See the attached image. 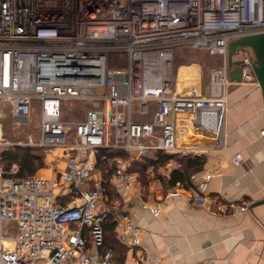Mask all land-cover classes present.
<instances>
[{
    "label": "built area",
    "instance_id": "2783aa9c",
    "mask_svg": "<svg viewBox=\"0 0 264 264\" xmlns=\"http://www.w3.org/2000/svg\"><path fill=\"white\" fill-rule=\"evenodd\" d=\"M262 32L264 0H0V104L14 127L29 126L37 111L39 133L35 141L5 140L0 113V158L5 147L30 146L43 161L19 176V164L4 168L0 159V264H118L112 249H100L107 182L143 196L131 160L205 152L179 145L180 123L219 139L228 84L254 79L248 53L231 79L228 43ZM176 46L222 58L209 70L208 93L174 88ZM49 55L60 77L40 72L38 58ZM77 101L88 104L78 118L69 107ZM186 201L202 206L209 197ZM121 222L118 231H130V246L139 247V228L126 213Z\"/></svg>",
    "mask_w": 264,
    "mask_h": 264
},
{
    "label": "crops",
    "instance_id": "0c3cea01",
    "mask_svg": "<svg viewBox=\"0 0 264 264\" xmlns=\"http://www.w3.org/2000/svg\"><path fill=\"white\" fill-rule=\"evenodd\" d=\"M191 65L200 78L198 63L178 65L172 70L176 90L185 84L180 68ZM187 83L191 84L182 92L208 93L209 84L203 88L199 84L195 91L188 90L192 82ZM223 116L219 139L180 123L179 145L206 151L200 155L166 153L171 157L164 165H148L143 172L145 183L140 180L143 196L112 183L116 197L110 200L109 213L126 248L120 264H264V203L255 204L264 198V108L257 82L230 85ZM187 156H204L201 169L191 171L186 186L169 185L171 170L181 167ZM146 158L155 160L156 153ZM172 190L178 194L171 195ZM201 192L209 197L205 205L186 201ZM124 213L139 228V247L130 246V231H118L123 224L117 225L116 220Z\"/></svg>",
    "mask_w": 264,
    "mask_h": 264
},
{
    "label": "trees",
    "instance_id": "16d2710c",
    "mask_svg": "<svg viewBox=\"0 0 264 264\" xmlns=\"http://www.w3.org/2000/svg\"><path fill=\"white\" fill-rule=\"evenodd\" d=\"M184 48V47H183ZM205 51V50H204ZM109 156L114 154L123 155L125 152L121 150H106ZM126 155V154H125ZM171 155L164 154L161 151L156 153L155 160L144 159L143 162H138L136 160H131L128 169L136 170L141 172L140 180L145 183V176L143 175L144 170L148 165H154L155 167L164 165ZM126 158V156H124ZM1 162L6 165L4 168H8L12 163L19 164V176H27L34 174L36 170L43 164L42 157L39 153H33L28 148H22L14 146L11 148H6L2 150ZM205 161L204 156H187L181 161V167L171 170L170 177L168 180L169 185L173 186L176 183L185 184L188 181L191 171L200 170ZM102 165V164H101ZM112 184V183H111ZM186 186V184L184 185ZM116 197L115 187L106 185V206H110V200ZM115 221L113 216L108 212L106 213L105 219L102 223L103 227V244L100 247L101 250L110 248L114 252L113 259L120 264L123 260L126 248L119 240L116 232L114 231ZM101 252V251H100Z\"/></svg>",
    "mask_w": 264,
    "mask_h": 264
},
{
    "label": "rangeland",
    "instance_id": "374dc122",
    "mask_svg": "<svg viewBox=\"0 0 264 264\" xmlns=\"http://www.w3.org/2000/svg\"><path fill=\"white\" fill-rule=\"evenodd\" d=\"M174 52H175V56L173 59L172 70H174V68L178 65L190 64L191 62H196V63H198V65L200 67V71H201L200 72V78H199L197 75V68L195 67V65L182 66L179 70L180 71L179 75L183 76V78L185 77L184 81H183V83H185V84H179L178 85L179 86L178 91H181V88L184 89V88H186L185 86L191 84V83H187L189 81L192 82V85L189 88H187L188 90L197 91V87L199 86V84H200L201 88H203L205 85H208L209 84V70H210V68L212 66L220 65L222 62L221 57L212 56L202 49L183 48L182 46H176ZM124 55H125V53L122 55H120V54H113V55L109 54V58H108L109 62L112 65H114L117 58L119 57L120 59H123ZM243 56H244V52L239 51L237 54L233 55V60L240 59ZM123 63H124V61H123ZM181 71H183V72H181ZM198 78L200 79V81L198 80ZM196 80L199 81V83ZM178 81H180V78H178ZM195 82L198 84L195 85ZM253 82H256L255 77L253 79ZM235 83L241 84V82H235ZM235 83L231 82L230 84H228V87L230 85H235ZM226 92H227V90H226ZM226 100H227V97H226ZM74 105H75V111L72 113V116L75 115L76 118L81 117V115H83V113H84V109L86 108V106H88V104L84 103L83 101H77V102L71 103V105L69 107H74ZM0 113L3 114L2 118H1V122L3 125V136H4L5 140H10L13 142H15L17 140L25 142L29 138H31L33 141L37 140L38 134H39L38 133V126H37V121H38L37 111L35 112L32 109V111H31V122H30L29 126H22V127H14L12 125V118H11L10 109L8 106H6V105L2 106L0 104ZM71 118L73 119V117H71ZM136 118L138 120H140V119L148 120L150 117H138L137 116ZM155 132H157V130ZM12 147H14V146H12ZM18 147L28 148L33 153H37L36 147H30V146H18ZM6 148H11V147H5L3 149H6ZM1 153H2V151H1ZM117 155L122 156L123 158H124V156H126V158H124L125 161H128L131 157L127 153H124L123 155H121V154H117ZM1 164H2V162H1ZM2 165L4 167L6 166V165H4V162ZM100 168L102 170V173H105L106 171H109L110 166L102 165ZM37 171H38V169L36 170V172ZM108 183H110V182L108 181L106 185H108ZM110 185H112V184L110 183Z\"/></svg>",
    "mask_w": 264,
    "mask_h": 264
},
{
    "label": "water",
    "instance_id": "95a60500",
    "mask_svg": "<svg viewBox=\"0 0 264 264\" xmlns=\"http://www.w3.org/2000/svg\"><path fill=\"white\" fill-rule=\"evenodd\" d=\"M239 51L248 53L253 57L252 73L261 91L262 108H264V32L242 36L229 41L227 47V66L231 69V79L239 78L240 64L242 59L233 60V55ZM56 55L42 56L40 61V72L51 75L53 78L60 77L54 67ZM264 203V198L256 201L255 204Z\"/></svg>",
    "mask_w": 264,
    "mask_h": 264
},
{
    "label": "bare ground",
    "instance_id": "6f19581e",
    "mask_svg": "<svg viewBox=\"0 0 264 264\" xmlns=\"http://www.w3.org/2000/svg\"><path fill=\"white\" fill-rule=\"evenodd\" d=\"M221 111H219L218 113H220ZM219 125H221V121L223 120V114H220V116H219Z\"/></svg>",
    "mask_w": 264,
    "mask_h": 264
}]
</instances>
